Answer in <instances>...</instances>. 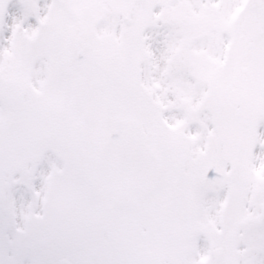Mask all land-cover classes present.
<instances>
[{
  "label": "snow or ice",
  "instance_id": "snow-or-ice-1",
  "mask_svg": "<svg viewBox=\"0 0 264 264\" xmlns=\"http://www.w3.org/2000/svg\"><path fill=\"white\" fill-rule=\"evenodd\" d=\"M0 264H264V0H0Z\"/></svg>",
  "mask_w": 264,
  "mask_h": 264
},
{
  "label": "rangeland",
  "instance_id": "rangeland-1",
  "mask_svg": "<svg viewBox=\"0 0 264 264\" xmlns=\"http://www.w3.org/2000/svg\"><path fill=\"white\" fill-rule=\"evenodd\" d=\"M208 175H214V174H212V173H209ZM211 177V176H210Z\"/></svg>",
  "mask_w": 264,
  "mask_h": 264
}]
</instances>
